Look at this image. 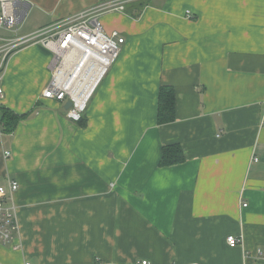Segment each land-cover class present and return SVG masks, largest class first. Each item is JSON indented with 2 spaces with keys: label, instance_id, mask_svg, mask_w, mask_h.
<instances>
[{
  "label": "crops",
  "instance_id": "crops-1",
  "mask_svg": "<svg viewBox=\"0 0 264 264\" xmlns=\"http://www.w3.org/2000/svg\"><path fill=\"white\" fill-rule=\"evenodd\" d=\"M108 1L25 0L0 49ZM125 7L100 15L125 43L84 125L43 96L48 49L7 56L0 177L19 184L21 248L0 243V264H264V0ZM32 15L44 19L20 34ZM162 87L175 91V120L159 124ZM1 108L23 116L12 133ZM173 145L184 161L162 166Z\"/></svg>",
  "mask_w": 264,
  "mask_h": 264
},
{
  "label": "built area",
  "instance_id": "built-area-1",
  "mask_svg": "<svg viewBox=\"0 0 264 264\" xmlns=\"http://www.w3.org/2000/svg\"><path fill=\"white\" fill-rule=\"evenodd\" d=\"M25 0H0V29L18 31L26 15ZM135 0H112L82 11L45 29L10 42L3 53L0 74L9 53L17 47L41 44L52 53L51 77L43 96L59 102H70L67 117L80 122L102 81L117 62L125 39L118 31L107 32L100 15L125 10ZM188 14V13H187ZM3 89L0 86V99ZM1 126V124H0ZM264 126V121L262 122ZM11 153L6 152L5 158ZM257 161V159H255ZM19 184L0 177V243L14 250L21 248L20 228L14 196ZM241 239L229 236L227 243L235 248ZM26 264H30L29 262ZM141 264H149L142 261Z\"/></svg>",
  "mask_w": 264,
  "mask_h": 264
},
{
  "label": "trees",
  "instance_id": "trees-1",
  "mask_svg": "<svg viewBox=\"0 0 264 264\" xmlns=\"http://www.w3.org/2000/svg\"><path fill=\"white\" fill-rule=\"evenodd\" d=\"M144 4H138L137 9L142 10ZM175 91L170 87H162L159 96L158 123L164 124L175 120ZM1 122L8 133H12L23 116H18L5 108H1ZM84 125V118L79 122ZM162 166H170L184 161L185 157L179 145L165 147L162 150Z\"/></svg>",
  "mask_w": 264,
  "mask_h": 264
},
{
  "label": "rangeland",
  "instance_id": "rangeland-1",
  "mask_svg": "<svg viewBox=\"0 0 264 264\" xmlns=\"http://www.w3.org/2000/svg\"><path fill=\"white\" fill-rule=\"evenodd\" d=\"M44 18L43 17H37L36 18V20H33V15L28 19V21L27 22H25V24L23 25V26H25V29H23L22 31H21V33L20 34H22V32H24V31H28V30H30V29H32V20L34 21V22H37V23H39L40 21L39 20H43ZM43 29H45L44 27L43 28H41V29H39L38 31H34V32H32V34L33 33H36V32H39V31H41V30H43ZM13 32V33H12ZM14 32L15 31H10V30H6V29H0V35H2V36H13V35H15L14 34ZM20 32V31H19ZM19 32H18V34H19Z\"/></svg>",
  "mask_w": 264,
  "mask_h": 264
},
{
  "label": "water",
  "instance_id": "water-1",
  "mask_svg": "<svg viewBox=\"0 0 264 264\" xmlns=\"http://www.w3.org/2000/svg\"><path fill=\"white\" fill-rule=\"evenodd\" d=\"M71 106V103L70 102H68L67 103V108H69Z\"/></svg>",
  "mask_w": 264,
  "mask_h": 264
}]
</instances>
